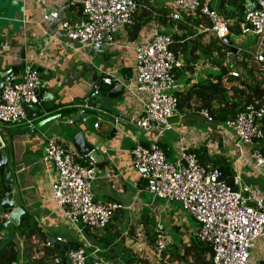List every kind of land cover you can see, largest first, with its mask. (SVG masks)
<instances>
[{
    "label": "crops",
    "instance_id": "1",
    "mask_svg": "<svg viewBox=\"0 0 264 264\" xmlns=\"http://www.w3.org/2000/svg\"><path fill=\"white\" fill-rule=\"evenodd\" d=\"M81 1L75 0L72 5L61 2L42 5L39 0H0V73L10 70L16 81L21 80L25 62L50 73L48 78H41L39 87L38 107L43 113L37 111L30 120L23 119L18 125L5 126L9 133L8 138L3 139L13 177L10 187H7L3 180V169H0V186L6 188L4 194L0 193V231L3 232L0 247L3 242L12 241L18 249L17 264H38L41 253L47 251L48 254L52 252L55 256L60 255L64 243L76 244L78 234L82 240L79 245L85 250H99L98 258L102 264H188L189 261L182 257L185 248L191 244V238L195 237L196 223L193 228L189 227V216L185 212L145 191V183L133 167L130 155L135 142L149 144L153 141L152 136L133 124L149 96L137 90L132 44L144 42L155 28L180 32L165 15L166 11L172 14L174 0H138L139 7L133 23L121 28L115 41L105 44L100 54L89 53L90 47L86 43L73 44L63 38L61 22L81 20ZM204 1L224 16L221 0ZM250 1L253 0H245V3ZM59 12V23L50 25L49 22ZM43 14H50L49 19L45 20ZM147 17H150V21L140 30H135L136 22ZM157 17L162 18L163 22H159ZM247 35L251 36V40L243 34L229 35V39L242 37L239 39L244 40L246 47L243 51L249 52L250 43H255L256 48V38ZM177 55L182 62L177 71V91L188 94L189 98L188 105L178 109L171 119L172 129L158 140L167 149V158L175 160L180 146H186L189 150L204 147L208 157L227 158L233 175L241 174L245 184L264 193V173L259 172L264 168L256 167L250 160V146H236L233 134L227 129H222V134L230 142L224 143L222 138H214L210 131L190 130L180 125L187 119H204L200 114L201 107L206 103H214V93L204 85L207 79H211L208 74L215 68L207 60H202L203 64H200L198 60L201 56L197 55L187 64L188 69L184 70L183 53ZM104 78H109L111 84L104 83ZM114 89L116 95L109 97L108 94ZM95 91L98 94L96 101L101 103L99 111L75 104L76 100L87 98ZM218 107L216 103L213 104L214 109ZM70 110H90L91 113L74 111L67 114ZM42 118H49V121L33 133L12 134ZM208 124L216 128L220 126L216 122ZM262 131L264 134V120ZM76 132H82L86 142L104 157L105 164L102 167L94 164L97 178L93 190L96 199L105 204L119 205L104 230L84 229L81 234L54 206L51 184L57 169L45 159L47 139L72 148L71 137ZM259 146L264 148V138ZM90 161L82 157L83 163ZM13 206L24 209V215L30 218L36 228V235L25 237L19 226L10 223L5 225ZM180 215L183 217L179 219ZM172 219L179 220L173 222V227H167V222L171 223ZM177 223H182L184 232L176 226ZM151 232L165 233L169 240L165 251L157 258L153 255L155 240L151 242L148 237ZM45 235L58 241L48 245ZM33 247L40 249L41 253L31 257Z\"/></svg>",
    "mask_w": 264,
    "mask_h": 264
},
{
    "label": "built area",
    "instance_id": "2",
    "mask_svg": "<svg viewBox=\"0 0 264 264\" xmlns=\"http://www.w3.org/2000/svg\"><path fill=\"white\" fill-rule=\"evenodd\" d=\"M39 2L42 5L48 2L72 5L75 0ZM171 6L172 19L180 20L182 14L194 16L199 12L211 23L204 30L220 40L229 37L230 22L204 0H174ZM138 7L136 0H82L81 20L62 21L61 30L73 41L88 40L87 45L99 47L97 42L102 38L106 39V44H111L121 28L133 23ZM42 17L47 20L50 14ZM240 29L243 35L257 37L256 48L246 65L250 67L255 62L264 71V0L246 4ZM173 43L172 32L155 28L144 42L132 44L137 90L149 96L133 124L153 137L149 144L134 143L130 149L133 167L140 172L146 192L166 202H179L182 210L195 220L196 239L211 246L210 264H250L251 249L257 240L264 238V193L245 184L239 173L233 176L231 185L224 182L216 169L203 166L186 146H180L176 159L171 161L158 143L160 136L172 129L171 119L177 112L175 91L178 84L174 71L182 66V62L171 50ZM23 69L21 80L11 77L1 88L0 120L3 122L25 119L22 101L26 106L39 101L35 90L42 83L40 75L29 62H25ZM230 74L238 76V72ZM103 81L111 84L109 78ZM200 114L206 122L214 121L207 110L202 109ZM263 120L264 107L247 104L222 124L233 134L236 146H250V160L258 168H264V148L259 146L264 138ZM221 138L224 143L230 142L223 134ZM45 159L57 169L51 184L55 208L79 234L84 228L104 229L119 205L96 199L94 163H82V157L72 148L52 139L46 140ZM2 240L3 232L0 231V242ZM168 243V236L159 233L154 242V253L159 256ZM98 253L97 248L86 252L83 247H76L63 256L67 264H102ZM89 259L93 261L89 262ZM60 262V257L55 258L56 264Z\"/></svg>",
    "mask_w": 264,
    "mask_h": 264
},
{
    "label": "trees",
    "instance_id": "3",
    "mask_svg": "<svg viewBox=\"0 0 264 264\" xmlns=\"http://www.w3.org/2000/svg\"><path fill=\"white\" fill-rule=\"evenodd\" d=\"M136 1L138 2V0ZM245 4V0H221L220 5L224 13V17L230 22V35L241 34L240 23L244 18V11L246 10ZM164 9L167 8L165 7ZM166 14L171 22L180 29V32L172 33L174 43L171 45V50L176 55L178 53H183L185 65L182 68H184V70L188 69L187 64H189V62H191L197 55L207 57L212 66L215 68L208 74V77L212 80L207 79L204 87L210 89L213 93H217L219 98L222 100H219V107L217 109L213 108V102L203 104L201 109L207 110L212 119L221 125L225 122V120L232 118L235 114L242 111L247 104H255L257 106L264 107V72L260 70V67L258 66V69L262 71V77L257 79L253 76L254 67L250 66L252 68H246L247 60L251 59L252 48H250L249 52L233 50L230 44H226L223 40L218 39L212 32L204 30L209 28L211 23L207 17L201 15L199 12H197L194 16L182 14L180 20L172 19L169 11H166L165 15ZM157 19H159V22H163L162 18L157 17ZM141 20L143 21L139 22L138 20V22H136L135 30L137 31L140 30L147 21H150V17L143 18ZM205 36L207 37L206 40L203 39ZM227 53L232 54L233 56L238 54L242 56L240 65L242 68L246 69V77H249L248 82L244 80L246 78H240L239 73L238 76L230 74L229 68L226 65ZM178 69H175L174 71L176 80L178 77ZM223 79H226V81H229L231 84L235 81H239L242 86L240 88L230 86L227 91L225 90L226 95L222 96L219 91L221 89V82ZM175 95L178 98L177 109H181L182 107L188 105V94H181L180 92L175 91ZM237 98L239 99L236 101ZM159 145L163 149L165 155L168 156L167 149L164 148L161 143H159ZM190 151L197 155L203 166L211 170L216 169L221 180L230 185L232 184L233 170L231 163L227 158L213 156L208 157L204 147L190 148ZM203 158H205V161ZM5 192V186L1 185L0 193L4 194ZM115 211H118V209ZM115 218H117V216ZM19 228L25 237L36 235V228L33 227L30 218L26 215H22ZM157 234V232H151V235L148 236L149 240L153 242ZM78 246L80 245H77V243L76 245H72L73 248ZM86 250L88 251L89 249L86 248ZM210 253L211 246L199 241L195 237H192L191 244L189 247L185 248L182 258L187 259L189 261L188 264H210ZM52 254V252L48 254L47 251H44L42 257L37 260L38 264H56L54 257L57 256H60L61 258V262L59 264H67L63 255L57 254V256H55V254ZM17 259L18 249L15 244L12 241L3 242L0 247V264H11L12 262H16ZM258 264H264V260H260Z\"/></svg>",
    "mask_w": 264,
    "mask_h": 264
},
{
    "label": "water",
    "instance_id": "4",
    "mask_svg": "<svg viewBox=\"0 0 264 264\" xmlns=\"http://www.w3.org/2000/svg\"><path fill=\"white\" fill-rule=\"evenodd\" d=\"M59 21H60V12L57 14L56 18L51 20L49 23L51 25L52 23H59ZM63 38L67 39L69 42H71L73 44L89 43L88 40L73 41V40L69 39L66 35H64ZM223 41L226 44L231 45V41L229 40V38H224ZM105 44H106V39L102 38L100 41L97 42V45L99 47H96V45H89V47H90L89 53L100 54L103 51V47ZM232 48H233V50H235V48L233 46H232ZM36 71L40 75V78H42V79H46L50 76V73L42 67H37ZM12 76H13L12 71H10V70H7L3 73H0V91H1L3 84L7 80H9ZM115 92H116L115 89L112 90L108 94V96L109 97L115 96L116 95V94H114ZM35 93L38 96L39 88H37L35 90ZM97 98H98V94L96 92H92L89 97L84 98L82 100H76L75 104L85 106L87 109L99 111L100 107H101V103H98L96 101ZM21 105L24 108V112L26 114L25 115L26 120H30V119L34 118L36 116L37 111H39L40 113H43V110L38 107V103L26 106L25 103L22 101ZM74 111H76V110H70L67 112V114H70ZM89 111L90 110H77L76 112H78V113H91ZM92 114H94V113H92ZM22 121L23 120H17V121H13V122H3L0 120V169H3V180H4L5 184L7 185V187H10V185L12 183L13 174H12L11 165H10L8 154H7V149H6L7 146H6V143L4 142V139H3V137L8 138V133H9L8 129H6L5 126H8V125H11V126L14 125L15 126V125L20 124ZM48 121H49V118H45V119L42 118L39 121L32 123V125H30V126H25L21 129L13 131L12 134L14 136L15 135L18 136V135H25L27 133H33L35 131V129H40ZM71 145H72V148L74 149V151L78 155H80L82 157H87L88 159L93 161L98 167H102V165L105 164L104 157L102 155L98 154L96 152V150H94V148L86 142L82 132H76L75 134H73V136L71 137ZM100 163H102V164H100ZM11 208L12 209H11V211H10L9 215L7 216V219L5 221V225L10 223L13 226H19L20 218L22 215H24L25 211L21 207H14L13 206ZM45 237L48 241V245H52L54 242L58 241L57 238H54V237L49 236V235H45ZM71 247L72 246L70 243H64L63 249L60 252V254L64 255L65 252L68 251ZM48 249H50V248H48ZM88 261L92 262L93 260L89 259Z\"/></svg>",
    "mask_w": 264,
    "mask_h": 264
},
{
    "label": "rangeland",
    "instance_id": "5",
    "mask_svg": "<svg viewBox=\"0 0 264 264\" xmlns=\"http://www.w3.org/2000/svg\"><path fill=\"white\" fill-rule=\"evenodd\" d=\"M233 36H236V35H233ZM238 36V35H237ZM245 36V38H247L248 39V36L249 35H244ZM250 38H249V40H251V36H249ZM206 36L203 38L204 40H206ZM239 38H242V37H239ZM238 37L237 38H235L234 37V40L232 39V37H230V41H231V46H233L234 48H235V50H238V51H242L243 52V48H246L245 46H244V43H243V39H239ZM255 38H256V44H257V37L255 36ZM237 42V43H236ZM247 46H248V44H247ZM250 48H252V50L255 48V43H250L249 44V49ZM263 49H264V46H263ZM254 51V50H253ZM252 51V52H253ZM226 57H227V59H226V65H227V67L229 68V72H232V71H234V72H238L239 73V76H240V78H246V79H244V80H246L247 82H248V78L249 77H246L247 75H246V69L245 68H242L241 67V65H240V60L242 59V56L240 55V54H238V55H235V56H233L232 54H229V53H227L226 54ZM252 57V56H251ZM202 60H207V61H209V59L207 58V57H200V59L198 60L199 62H200V64H203L201 61ZM248 60H250V59H248ZM257 66V67H256ZM259 65L257 64V63H255V62H253L252 63V67H254V70H253V76L254 77H256L257 79H260L261 77H262V69L261 68H259L258 67ZM252 67H248L247 65H246V68L248 69V68H252ZM198 68H200V66L198 67ZM260 70H262V71H260ZM264 72V71H263ZM213 82V81H212ZM230 86H236V87H241L242 85H241V83L239 82V81H235V82H233L232 84L229 82V81H226V79H223V81L221 82V89H220V93L222 94V96L223 95H226L225 94V90L227 91V89L230 87ZM214 103H216L218 106H219V100H222L221 98H219V96L217 95V93H214ZM239 98H237L236 99V101L238 100ZM176 114H177V112H176ZM178 116V115H177ZM215 122V121H214ZM214 122H212V123H214ZM217 123V122H216ZM180 125L181 126H187V128L188 129H190V130H192V129H195L196 131H201V132H208V131H210V133L212 134V136L214 137V138H216V139H221V137H222V129H225V127L223 126V125H220L219 127H214L213 125H211V124H208V123H206L205 121H204V119H201V118H195V119H192V120H186L184 123H180ZM210 129V130H209ZM169 134V133H168ZM162 139V138H161ZM169 160H171V161H174V160H172V158H169ZM136 170V169H135ZM138 171V170H137ZM259 172H261V173H264V170L262 169V170H259ZM138 173H139V175H141L140 174V172L138 171ZM141 179V178H140ZM142 180V179H141ZM162 202H165V201H163L162 200ZM172 204V207H175V208H178L179 210L181 209L182 210V207H181V204L179 203V202H176V201H174V202H170V205ZM183 211V210H182ZM184 212V211H183ZM186 214V213H185ZM181 217H183L182 215H180L179 216V219L181 218ZM179 219H177V220H170L171 221V223H169L168 224V222H167V224H166V226L168 227V225H170L171 227H173L172 226V224H173V222L174 221H177L178 222V220ZM188 222H189V227L191 226L192 228L195 226V220H193L191 217H188ZM173 225H175V224H173ZM196 225H197V223H196ZM176 226H179V227H181L182 228V223H177V225ZM182 231H183V228H182ZM184 232V231H183ZM76 243H77V245L78 244H81V242H82V240H81V238L79 237V235L77 234V236H76ZM76 245V244H75ZM44 251V250H43ZM153 251H154V248H153ZM36 253H41L40 252V249H37L36 247H33V249H32V251H31V257L33 256V255H35ZM251 259H250V264H258L259 263V260H264V238H261L260 240H257L256 242H255V247L254 248H252L251 249ZM41 255H43V253H41ZM53 255V254H52ZM153 255L157 258L158 256L155 254V253H153ZM42 257V256H41ZM38 263V262H37ZM35 264H36V262H35Z\"/></svg>",
    "mask_w": 264,
    "mask_h": 264
},
{
    "label": "clouds",
    "instance_id": "6",
    "mask_svg": "<svg viewBox=\"0 0 264 264\" xmlns=\"http://www.w3.org/2000/svg\"><path fill=\"white\" fill-rule=\"evenodd\" d=\"M228 38H229V37H228ZM176 81H177V80H176ZM177 89H178V88H177ZM176 91H177V90H176ZM177 110H178V109H177ZM221 125H222V124H221ZM72 149H73V148H72ZM73 150H74V149H73ZM81 157H82V156H81ZM81 161H82V160H81ZM92 162H93V161H92ZM82 163H83V162H82ZM93 163H94V162H93ZM84 164H86V163H84ZM94 164H95V163H94ZM233 176H234V175H233ZM4 217H6V216L4 215ZM83 230H84V229H83ZM92 230H96V229H92ZM102 230H103V229H102ZM157 236H158V234H157ZM71 246H72V245H71ZM78 247H83V246L80 245V246H78ZM71 248H73V247H71ZM71 248H70V249H71ZM75 248H76V247H75ZM83 248H84V247H83ZM70 249H69V250H70ZM91 249H92V248H89L88 251L85 250V249H84V250H85L86 252H89ZM165 249H166V248H165ZM165 249H164V250H165ZM164 250H163V251H164ZM163 251H162V252H163ZM162 252H161V253H162ZM160 255H161V254H160ZM57 257H60V256H57ZM57 257H55V258H57ZM54 261H55V259H54Z\"/></svg>",
    "mask_w": 264,
    "mask_h": 264
}]
</instances>
